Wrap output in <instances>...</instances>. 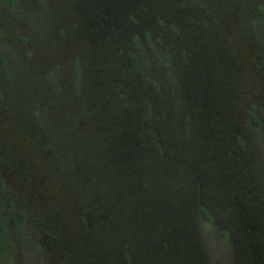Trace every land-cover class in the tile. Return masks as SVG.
<instances>
[{
    "label": "rangeland",
    "instance_id": "374dc122",
    "mask_svg": "<svg viewBox=\"0 0 264 264\" xmlns=\"http://www.w3.org/2000/svg\"><path fill=\"white\" fill-rule=\"evenodd\" d=\"M156 1L0 4V209L23 214L0 264H264V0ZM108 99L132 102L113 132L72 115ZM123 130L134 159L96 162Z\"/></svg>",
    "mask_w": 264,
    "mask_h": 264
},
{
    "label": "trees",
    "instance_id": "16d2710c",
    "mask_svg": "<svg viewBox=\"0 0 264 264\" xmlns=\"http://www.w3.org/2000/svg\"><path fill=\"white\" fill-rule=\"evenodd\" d=\"M187 1H193V0H187ZM17 3V0H0V4L5 6V7H9V8H13V6ZM159 1L156 0H142V4H143V8L151 14L155 13V9L156 7L160 8V4H158ZM162 10V8H160ZM260 13L263 15L264 17V8L261 9ZM134 14L137 16L138 13L134 12ZM181 28V26H180ZM121 27H119L115 32L116 33H120ZM149 34L144 32L143 35H138L137 33H134V35L132 36V44H134V46H137L140 43V39L144 38V39H148ZM121 38V37H120ZM119 38V39H120ZM109 43H111L114 47V42L113 41H108ZM0 43H1V30H0ZM1 46V45H0ZM154 48V47H153ZM101 49V47L98 48V51ZM73 53H72V58L70 60H68V62L71 63L72 67H71V74L73 76V78L75 79V84L76 86L79 85V79L81 78L80 76V65H79V53L78 51H76V49H72ZM156 50V49H155ZM153 51V50H152ZM157 56L159 59H161V63L164 64L166 62V53L165 52H161V51H157ZM95 54V52H94ZM93 54V55H94ZM121 57L124 58L125 62L127 63V65L134 70H140L142 69V67L146 64L147 62V58H148V52H134L132 50H128L125 53H123L122 55H120ZM112 59H113V55H112ZM56 67V66H55ZM60 67V65H59ZM103 72V71H102ZM103 73H99V77H101ZM15 76V74H14ZM55 87H57V83H54ZM75 86V87H76ZM215 90V87H214ZM176 101H178V99H176ZM213 103L210 102V104L207 105L205 113L209 115V118L211 119V117H216V115H214V112H210L211 106ZM122 108H119L117 106V103L114 100H106L102 103L101 106L96 105L94 106L92 101L90 104V110L87 112L85 110V108L83 106H79L73 113L72 115L76 116H86V118H88V116L90 115V121H99V125L103 126L102 130H104L105 128L108 129L109 131L113 132L112 129V125L110 124L113 119L115 117H120L119 113H121L123 111V113L126 115L127 114V107H132V102L130 101H125V103H122ZM134 105V102H133ZM136 105V104H135ZM146 107V105H145ZM214 109V107H213ZM176 109H172V111L174 112ZM47 108L45 107H41V106H36L34 111H31L30 114L40 118L41 115L42 117V121L43 118L45 119V114H46ZM128 113H131L132 115H134V117L136 116V118H134V123H137L138 126H140L142 128V123L140 122L141 120V116L137 113L135 107L134 109L129 110L128 109ZM165 116V112L162 116V119H164ZM47 119V118H46ZM145 119V118H143ZM186 119L189 120L188 115H186ZM215 118H213L212 120H214ZM257 115L252 114L251 115V122L252 124H257ZM215 121V120H214ZM59 123V122H57ZM171 122H168V126ZM55 125V124H53ZM161 123H159V130L162 132V134L164 133L163 128L160 127ZM144 126V125H143ZM42 127H44L42 129L43 134L44 135H49L51 128H57V126L55 125V127H51V125L48 124V119H47V125L45 123V125H43ZM143 129V128H142ZM148 130H150V125ZM145 129H143V131H148ZM158 130V129H157ZM159 130L157 131L159 136H160V132ZM174 129H170L169 130V134H174L173 133ZM152 132L154 133V130H152ZM28 133H31L28 131ZM58 136V135H56ZM134 136V133H129V132H125L123 130V132L118 133V139L115 140V142H106V146L109 149L115 150L116 155L115 156H110V152H107L108 154L105 155V157H94V160L96 162H100L103 164L104 167H108L111 164L113 166H122L125 163H128L129 159H134V156L136 154V147L134 148V146L131 145L130 142V137ZM155 137H158V135L155 134ZM37 140V138H36ZM38 142V141H37ZM56 142L55 137L50 138L49 139V143H47V149H49L50 151H47L46 155H42V152H39V154L42 155V157H44L47 160V163L50 161V152L51 150L53 151L54 149V144ZM37 146L39 147L38 149L40 150V146L39 143H37ZM111 150V151H112ZM87 152V151H86ZM71 157L69 156V159ZM2 209H0V253L4 250V248L7 246V227L9 226V223L15 224L17 223L18 220H20L23 216L22 212H15L14 215L9 216V220H7V218L4 217L3 214H1Z\"/></svg>",
    "mask_w": 264,
    "mask_h": 264
},
{
    "label": "flooded vegetation",
    "instance_id": "af4514ba",
    "mask_svg": "<svg viewBox=\"0 0 264 264\" xmlns=\"http://www.w3.org/2000/svg\"><path fill=\"white\" fill-rule=\"evenodd\" d=\"M252 251H254V250H252Z\"/></svg>",
    "mask_w": 264,
    "mask_h": 264
}]
</instances>
